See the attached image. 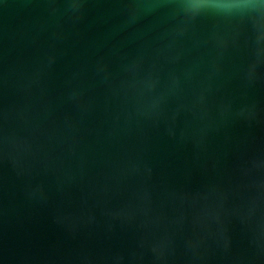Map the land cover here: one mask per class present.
Here are the masks:
<instances>
[{
    "label": "water",
    "instance_id": "95a60500",
    "mask_svg": "<svg viewBox=\"0 0 264 264\" xmlns=\"http://www.w3.org/2000/svg\"><path fill=\"white\" fill-rule=\"evenodd\" d=\"M0 264H264V0H0Z\"/></svg>",
    "mask_w": 264,
    "mask_h": 264
}]
</instances>
